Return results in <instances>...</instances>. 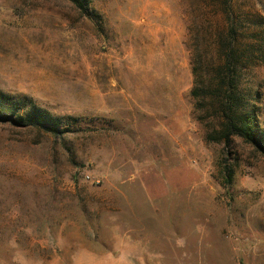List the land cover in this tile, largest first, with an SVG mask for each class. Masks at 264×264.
I'll return each instance as SVG.
<instances>
[{
	"label": "rangeland",
	"instance_id": "374dc122",
	"mask_svg": "<svg viewBox=\"0 0 264 264\" xmlns=\"http://www.w3.org/2000/svg\"><path fill=\"white\" fill-rule=\"evenodd\" d=\"M91 7L0 0V91L91 123L0 120V264H264V156L207 141L182 0ZM241 81L264 128V67Z\"/></svg>",
	"mask_w": 264,
	"mask_h": 264
},
{
	"label": "trees",
	"instance_id": "16d2710c",
	"mask_svg": "<svg viewBox=\"0 0 264 264\" xmlns=\"http://www.w3.org/2000/svg\"><path fill=\"white\" fill-rule=\"evenodd\" d=\"M69 1L83 15H96L91 0ZM182 12L191 52L194 111L206 127L207 141L231 147L238 138L264 156L259 111L250 103L252 91L246 93L241 87L244 69L264 67V17L245 13L244 19L233 0H182ZM29 102L26 97L14 101L0 91V120L37 127L55 136L91 124L72 115H54Z\"/></svg>",
	"mask_w": 264,
	"mask_h": 264
}]
</instances>
